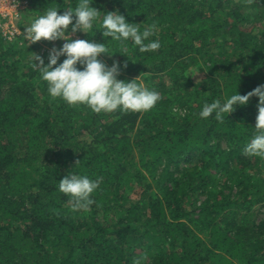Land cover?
I'll return each instance as SVG.
<instances>
[{
    "label": "trees",
    "instance_id": "trees-1",
    "mask_svg": "<svg viewBox=\"0 0 264 264\" xmlns=\"http://www.w3.org/2000/svg\"><path fill=\"white\" fill-rule=\"evenodd\" d=\"M28 1L26 14L34 6L38 16L80 2ZM90 7L101 15L84 40L105 44L112 56L99 59L107 66L127 64L119 80L136 79L162 99L148 112L69 106L50 97L32 48L0 37V264H264V221L256 222L264 157L244 155L257 134L258 100L224 123L199 116L204 103L264 84V25L241 27L262 22L264 12L237 0ZM111 11L151 27L161 47L142 53L103 38ZM69 173L100 179L88 210L73 211L59 192Z\"/></svg>",
    "mask_w": 264,
    "mask_h": 264
},
{
    "label": "clouds",
    "instance_id": "clouds-1",
    "mask_svg": "<svg viewBox=\"0 0 264 264\" xmlns=\"http://www.w3.org/2000/svg\"><path fill=\"white\" fill-rule=\"evenodd\" d=\"M92 2L80 0L74 9L62 14H58L56 8H49L24 30L25 41L30 44L41 40L63 41L59 49L53 47L49 51L46 64L40 55H31L34 67L47 82L50 97L58 98L69 106L86 105L96 113L152 110L162 99L160 93L136 83V79L131 82L119 80L118 76L127 64L113 62L109 67L102 62L99 57L107 55L104 43H94L91 39H72L77 32L87 34L100 18L101 12L90 7ZM134 25L127 23L125 17L117 11L106 12L101 21V33L103 38L121 44L131 41L142 53L154 52L161 47L159 40L149 39L153 36L151 27L141 30ZM61 57L64 59L58 63ZM252 97L258 100L254 127L257 134L246 144L244 155L264 157V84L243 96L236 92L223 102L217 99L204 103L199 116L201 119L214 116L215 120L224 123L237 106L246 105ZM100 183V179L93 180L87 175L69 173L58 182V190L69 197L73 211L88 210L95 203L92 196ZM135 264H141V261L137 260Z\"/></svg>",
    "mask_w": 264,
    "mask_h": 264
},
{
    "label": "rangeland",
    "instance_id": "rangeland-1",
    "mask_svg": "<svg viewBox=\"0 0 264 264\" xmlns=\"http://www.w3.org/2000/svg\"><path fill=\"white\" fill-rule=\"evenodd\" d=\"M237 4L241 5L248 12H250V11H254L255 13H257V11H259L261 13L264 12V3L260 4L259 6L256 5V6L252 7L253 4L249 0H237ZM30 7H31V5L29 3L28 9ZM26 12L25 13L22 12V21H21V30L20 31H21V35L24 36V38L19 40V45L21 46L22 44H24L28 48H32L31 54L28 55V58H31V55L33 54V55H40L41 57L46 59L47 56H48L49 51L53 47L59 49L62 46L63 41L49 42V41L41 40V41H38V42H36L34 44H30L27 41H25V32H24V30L27 29L34 22L35 19L38 18V15H37V12H36V7L33 6L29 10L28 14H26ZM263 25H264V18L262 19V22H255L252 25H251V23H243L241 27L245 26L248 29L250 26H253L254 30L257 31L258 29H261L263 27ZM84 35H85V33L77 32L76 34H74L72 36V39L73 40H75V39H83L84 40V38H85ZM105 61L108 62V60H105ZM138 78H140V77H138ZM193 78H194L195 81L198 80L197 75H194ZM222 146L225 147V144L223 143ZM149 181H150V179H149ZM135 195H136V193H135ZM256 209L259 210L258 207ZM261 220L264 221V207L261 208L258 211V214H257V217H256V222H260Z\"/></svg>",
    "mask_w": 264,
    "mask_h": 264
},
{
    "label": "built area",
    "instance_id": "built-area-1",
    "mask_svg": "<svg viewBox=\"0 0 264 264\" xmlns=\"http://www.w3.org/2000/svg\"><path fill=\"white\" fill-rule=\"evenodd\" d=\"M28 5V0H0V37L4 41H19L22 12L28 9Z\"/></svg>",
    "mask_w": 264,
    "mask_h": 264
}]
</instances>
